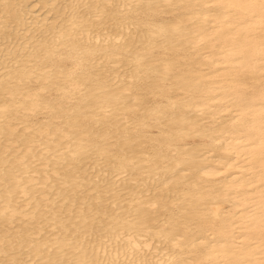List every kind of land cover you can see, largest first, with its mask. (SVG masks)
<instances>
[{
	"label": "bare ground",
	"instance_id": "6f19581e",
	"mask_svg": "<svg viewBox=\"0 0 264 264\" xmlns=\"http://www.w3.org/2000/svg\"><path fill=\"white\" fill-rule=\"evenodd\" d=\"M39 1L0 0V264H264V0Z\"/></svg>",
	"mask_w": 264,
	"mask_h": 264
},
{
	"label": "rangeland",
	"instance_id": "374dc122",
	"mask_svg": "<svg viewBox=\"0 0 264 264\" xmlns=\"http://www.w3.org/2000/svg\"><path fill=\"white\" fill-rule=\"evenodd\" d=\"M26 1V0H25ZM38 1L39 0H27V2H25V5H27L29 8L31 7H33V5H34V7H36L35 8V10H34V13H40V11H41V13H44V15L43 14H41L43 17L44 16H47L48 17V21H50V20H52L53 18H54V16H53V11H52V13L51 12H49V13H47L48 12V7H43L42 5V3L40 2V3H38ZM57 1V2H56ZM54 3L55 4H53V5H51V6H55L54 8H56V7H60V8H63L64 7V5L65 4H63V3H66L65 2V0H56ZM62 1V2H61ZM27 3V4H26ZM58 3H60V4H58ZM37 4H39V5H37ZM42 4V5H41ZM63 4V5H62ZM24 5V6H25ZM58 5V6H57ZM84 6V8H85V5H82V6H79L80 8L79 9H81V7H83ZM33 7V8H34ZM41 8H44V9H41ZM46 8V9H45ZM78 8V7H77ZM84 8H82V9H84ZM68 9V8H67ZM67 9H65L64 11L66 12V14H68V11L69 10H67ZM47 10V11H46ZM44 11V12H43ZM81 11V10H80ZM62 12V14L60 15V17H58L59 18V20L57 19V25H59L58 23H61L62 22V18H63V13L65 14V12H63V11H61ZM169 14V15H168ZM167 15H165L166 16V18H171V16H172V14L171 13H168ZM54 15H55V13H54ZM52 16H53V18H52ZM170 16V17H169ZM43 17H41L40 19H42ZM110 19H112V21L110 20ZM111 21V22H110ZM115 22V21H114ZM113 22V18H111V17H109V19H108V23H114ZM15 32V31H14ZM13 32V33H14ZM29 33V32H28ZM39 35H40V33L41 34H43L42 32H37ZM27 36L28 37H30L31 36V32L29 33V34H27ZM128 35H126L125 36V38H129L130 36H131V34L127 37ZM26 39H27V37H26ZM21 41L22 40H20V43H21ZM155 52L156 53H158V51L155 49V50H153V52H152V55L153 56H155L156 54H155ZM126 54V53H125ZM126 60V59H125ZM109 65L108 66H110V67H112V69H116V68H118V66H117V64H114V66H112L113 64H112V62H110V63H108ZM125 65V62H124V64L122 63V64H119V66H121V69H123L124 67L123 66ZM115 66H117L116 68H114ZM125 68H128V67H125ZM130 69H132V67L130 68ZM149 81V79H143V80H139L137 83H138V85L140 86V87H144L145 85H147L148 82ZM144 83V84H143ZM145 83H147V84H145ZM40 119L42 118V116L41 115H39L38 116ZM39 118H36V119H39ZM36 119H35V121H36ZM39 119V120H40ZM156 129L155 128H152V130H149V132H152V133H155V132H157V130L155 131ZM113 141V140H112ZM195 141L197 142V141H199L198 140V138H196L195 139ZM90 172V171H89ZM91 172H93V170L91 171ZM86 175H88V172L86 173ZM92 185V184H91ZM79 195V194H78ZM80 195H83V193H80ZM45 232V231H44ZM42 234H44V233H42Z\"/></svg>",
	"mask_w": 264,
	"mask_h": 264
}]
</instances>
